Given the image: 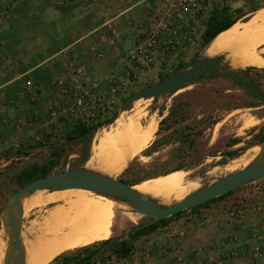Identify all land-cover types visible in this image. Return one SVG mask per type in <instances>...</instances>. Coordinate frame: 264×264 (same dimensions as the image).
<instances>
[{
	"label": "rangeland",
	"instance_id": "374dc122",
	"mask_svg": "<svg viewBox=\"0 0 264 264\" xmlns=\"http://www.w3.org/2000/svg\"><path fill=\"white\" fill-rule=\"evenodd\" d=\"M111 1L119 5L118 0L115 4ZM121 1L124 9L142 2L135 12L141 21L147 22L148 29L145 35L140 33L129 51L121 50L118 59L121 67L104 77L106 85L99 76H89L79 61L80 54H76L72 65L61 62L62 67L57 70L60 77L53 82L42 86L26 77L25 95L0 99V114L6 119L0 125V216L9 196L19 190L17 176L27 168L45 165L50 160L56 163L51 175L87 167L94 153L96 135L113 125L109 122L129 96L159 83L163 75L171 76L182 64L211 58L209 46H202V35L214 9H229L233 17L245 21L256 13V8L247 4L264 3V0H212L186 10L179 5L180 0ZM54 2L0 0V45L19 44L29 56L36 50L29 47L35 40L45 42L46 51L60 48L58 35L62 28L59 21H53L60 17L52 6ZM85 9L89 15L90 6ZM108 26L112 42H116L119 31L113 25ZM261 50L264 53V47ZM147 51L153 52L150 63L144 59ZM97 53H100L98 57L105 55L102 51ZM133 54L138 56L136 60ZM229 67L222 64L211 77L198 79L161 98L134 104L130 115L144 114V125L154 118L157 121L158 131L151 144L156 143V152L135 158L116 180L134 186L177 167L194 170L195 176H200L259 145L256 136H264V105L249 107L253 99L247 89L224 76L234 70ZM251 77L264 90V70L251 72ZM43 87L47 88L48 97ZM195 100L198 105H191ZM251 119L263 121L251 126ZM79 121L96 126L93 136L85 143L68 139ZM254 143L257 145L252 146ZM84 151L89 158L80 161ZM167 219L155 232L135 242L130 258L110 256L112 245H107L98 249L95 264H264V179L237 189L224 199ZM150 221L144 217L136 225L129 223L111 238L112 242L128 238L135 228Z\"/></svg>",
	"mask_w": 264,
	"mask_h": 264
},
{
	"label": "bare ground",
	"instance_id": "6f19581e",
	"mask_svg": "<svg viewBox=\"0 0 264 264\" xmlns=\"http://www.w3.org/2000/svg\"><path fill=\"white\" fill-rule=\"evenodd\" d=\"M263 47L264 8H261L248 20L237 22L214 39L208 47V54L221 58L224 65L234 70H264ZM130 110H120L115 123L96 135L94 153L86 167L88 170L116 179L154 142L158 131L155 118L144 125L145 115H130ZM262 121L252 120L249 124L256 126ZM262 160L264 143L222 165L211 167L203 175L195 176L194 170L179 169L132 188L150 198L155 206L168 207L214 183L221 174L239 172ZM134 210V205L126 201L83 190H42L26 195L22 203L21 233L25 264H51L65 253L106 242L118 231L126 229L129 223L136 225L144 219ZM7 240L8 233L2 224L0 264H5L8 256Z\"/></svg>",
	"mask_w": 264,
	"mask_h": 264
},
{
	"label": "crops",
	"instance_id": "0c3cea01",
	"mask_svg": "<svg viewBox=\"0 0 264 264\" xmlns=\"http://www.w3.org/2000/svg\"><path fill=\"white\" fill-rule=\"evenodd\" d=\"M84 1L56 0L53 3L52 6L56 7V12L60 16L58 20L53 21H59L62 28L61 34L58 35L60 48L46 51L47 44L42 40H40L42 43L35 40L34 45L29 47L36 50L29 56L19 44L0 45V99L13 98V95L20 98L21 95H25L26 77L33 78L42 86L53 82L54 78L60 77L57 70L62 67L61 62L68 61L71 64L74 62L73 59L76 62V54H80L79 61L83 62L89 76H99L103 84L106 83L104 77L111 70L121 67L118 63L122 55L121 50L125 53L129 51L137 37H140V33L144 34L148 29L147 22L141 21L138 12H135L142 2H136L124 9L121 8V0H118V6L115 4L116 0H113L115 5L110 3L111 0H93L95 2L86 0L85 4ZM87 5L90 6L89 15L88 9H85ZM69 21L71 24H68ZM108 24L119 31V36L114 39L116 42H112ZM65 28L67 32L64 31ZM10 31L9 29L8 36L11 34ZM97 51H102L105 55L98 57L100 53ZM46 53L50 55L45 56ZM43 88L45 96L48 97L47 88ZM0 117H3V121L0 122L2 126L6 119L4 114H0Z\"/></svg>",
	"mask_w": 264,
	"mask_h": 264
},
{
	"label": "water",
	"instance_id": "95a60500",
	"mask_svg": "<svg viewBox=\"0 0 264 264\" xmlns=\"http://www.w3.org/2000/svg\"><path fill=\"white\" fill-rule=\"evenodd\" d=\"M222 64L223 60L219 57L203 58L185 64L168 78L129 96L124 101L121 110L131 108L138 101L161 98L185 86H189L199 77H205L208 72L218 69ZM116 119L117 115L109 124L115 123ZM263 179L264 160L239 172L220 177L214 183L188 195L180 202L173 203L168 207H157L150 198L135 191L132 188L133 186L122 180L112 179L99 172L88 170L86 167L53 174L38 179L9 196L0 216V229L3 223L9 240V251L5 264H25L26 262L21 238L23 225L22 203L26 195L37 191L64 192L67 190H83L95 192L99 195L113 196L118 200L133 204L135 207L133 212L135 214L151 219L150 222L142 226L148 227Z\"/></svg>",
	"mask_w": 264,
	"mask_h": 264
},
{
	"label": "trees",
	"instance_id": "16d2710c",
	"mask_svg": "<svg viewBox=\"0 0 264 264\" xmlns=\"http://www.w3.org/2000/svg\"><path fill=\"white\" fill-rule=\"evenodd\" d=\"M247 6H250V8H256V10H254L255 12L261 8H264V3L259 4V6H255V4L249 3L247 4ZM242 11L243 10H239V12H242ZM238 21L239 20L237 18L233 17L230 14L229 9H226V8L214 9L206 22V28H205L204 34L202 35V46L204 48H207L214 39H216L221 33L232 28ZM184 65L185 64H182L180 67ZM254 71H258V69L246 68V69H239L236 71L229 70L228 73L224 75V76H228L229 78H232L233 80H235L240 86L245 87L247 91L251 94L253 101L249 107H255V105L257 104L264 105V90H262L263 86L258 85V83L251 77V72H254ZM216 73H217V70H214V71L208 72L207 76L211 77L215 75ZM168 77L169 76L163 75L161 76L160 81ZM95 130H96V126L92 125L91 123H83L82 121H79L76 123L74 128L68 134V139L69 140L79 139L85 143L88 139H91ZM256 137L258 139V143H262L264 141V136L262 134ZM235 142L238 143V140H235ZM254 145H257V144L254 143L252 146ZM154 149H156V143H154L149 149H147L144 152V155L148 156L150 152H156L154 151ZM88 156H89L88 152L84 151L83 155L80 158V161H87L89 158ZM55 158L56 157H54V159ZM55 166H56V163L53 160H50L49 163L45 165H34V166L27 168L24 172H22L16 178L18 188L21 189L38 179L50 176ZM179 169H184V168L177 167L172 171H176ZM168 173L169 172L162 174V175H166ZM235 191L236 190L231 191L217 199H214L203 205L195 207L194 210L199 209L203 206L209 205L213 202H216L219 199H224L232 195ZM183 213L184 212H181L173 217H179ZM166 220L168 219L161 220L158 223H155L148 227H140L132 231L131 233H129L128 238L123 239L118 242H112V240L110 239L98 245L95 244V245H92L86 248L76 250L74 252L65 253L57 257L54 260V262H52L51 264L53 263L55 264H95L97 262L98 249L101 247H105L107 245H112L111 246L112 249L109 250L110 256H116L118 259L126 260L130 258L132 252L134 251L135 242L139 240L140 238L146 237L147 235L155 232L159 228L160 224L166 223ZM84 253H87V255L85 257H80V255Z\"/></svg>",
	"mask_w": 264,
	"mask_h": 264
},
{
	"label": "built area",
	"instance_id": "2783aa9c",
	"mask_svg": "<svg viewBox=\"0 0 264 264\" xmlns=\"http://www.w3.org/2000/svg\"><path fill=\"white\" fill-rule=\"evenodd\" d=\"M212 0H180V6L183 8V9H188V8H190V7H197V6H201V4H205V3H207V2H211ZM143 46H144V44L143 45H140V47L141 48H143ZM141 54L143 53V51L141 50V52H140ZM152 54H153V52H151V51H149V53H148V51H147V53H146V55L147 56H145V61H147V62H152ZM138 56L136 55V54H133V56H132V58H133V60H136V58H137ZM143 57H144V55H143Z\"/></svg>",
	"mask_w": 264,
	"mask_h": 264
},
{
	"label": "flooded vegetation",
	"instance_id": "af4514ba",
	"mask_svg": "<svg viewBox=\"0 0 264 264\" xmlns=\"http://www.w3.org/2000/svg\"><path fill=\"white\" fill-rule=\"evenodd\" d=\"M207 76V74L205 75V77ZM202 78H204L203 76H201V77H199L198 79H202ZM197 79V80H198ZM191 105H195V106H197L198 105V101L197 100H195L194 102H192V103H190ZM191 108H189L188 109V111L190 110ZM187 110V109H186ZM187 123V121L186 122H184V124H186ZM187 125L188 124H186V126H184V129H186L187 130Z\"/></svg>",
	"mask_w": 264,
	"mask_h": 264
}]
</instances>
